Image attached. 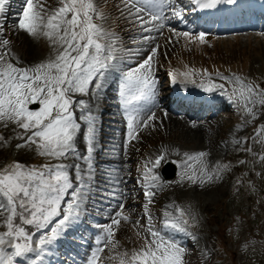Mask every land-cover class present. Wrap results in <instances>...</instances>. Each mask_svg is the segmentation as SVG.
<instances>
[{
  "label": "snow or ice",
  "instance_id": "obj_1",
  "mask_svg": "<svg viewBox=\"0 0 264 264\" xmlns=\"http://www.w3.org/2000/svg\"><path fill=\"white\" fill-rule=\"evenodd\" d=\"M196 2L202 8H212L220 0ZM8 3L9 0H0V16L4 15ZM123 3L128 14L139 22L140 30L145 33L160 31L166 26L169 19L165 15L166 10H170L175 17H182L183 12L174 0H123ZM105 19L106 14L95 0H60V6L47 16L43 14V6H37L34 0H26L18 27L33 37L47 38L54 46L55 55L34 66L20 67L18 61L14 64L10 59H5L7 52L0 53V121L14 123L23 130V134H18L16 138L24 143H18L16 147L35 145L40 156L57 161L73 157L86 165H74V178L68 170L70 166L62 162L35 167L15 161L0 169V210L7 213L3 225L6 230L0 231V264H19V258L30 253H35L39 259L79 220L86 206L92 182L96 178L93 154L97 127L90 102L76 99L77 96L98 98L110 71L115 69L121 72L119 103L127 119L129 140L136 138L142 127H148L156 119V113L151 108L154 107L157 93L153 58L157 55L158 45L137 67L124 71L116 56L119 37L96 22ZM175 34L186 39H197L201 43L205 39L203 32L197 37H192L189 32ZM152 39L154 37L151 35L143 36L144 41ZM8 44V40L2 41L3 46ZM197 74L192 69L168 73L173 83L178 77L182 81L195 83L192 77ZM202 75L210 76L207 70H202ZM216 75L233 85L231 92L225 89L224 84L205 85L202 82L199 86L209 92L221 89L230 102L242 108L244 115L255 121L260 111L264 110V87L236 74L224 76L217 72ZM30 105H38V108L33 110ZM77 108L80 110L78 117ZM254 131L253 140L264 145V123ZM81 135L86 154H82L77 146ZM3 140L0 136V141ZM244 142H247V138ZM233 143L239 144L241 141L234 139ZM246 151L251 152L252 149L247 148ZM166 152L167 149H164L144 166L146 202L143 207L148 221L143 244L131 251H117L119 242L115 240V232L122 222L130 219L124 212L125 205L119 203V210L111 218V223L105 225L102 234L97 236V248L88 264H100L101 253L105 249L112 253L108 259L118 264H188L185 259L188 250L154 226L148 207L155 195L152 189L161 186V178L153 170L165 160ZM205 155L204 152L185 153L184 176L189 181L195 183L199 180L203 184L205 180L219 179L223 168L227 167L218 165L209 173L203 159ZM260 160L264 162V155L260 156ZM109 195L115 197L116 193ZM120 196L123 198L124 193L121 192ZM175 212L176 215L164 212L163 227L191 235L188 232L189 218L184 209L176 207ZM136 223L139 225V221ZM24 225L34 227L36 231L44 230L43 234L34 241L33 234Z\"/></svg>",
  "mask_w": 264,
  "mask_h": 264
},
{
  "label": "rangeland",
  "instance_id": "obj_2",
  "mask_svg": "<svg viewBox=\"0 0 264 264\" xmlns=\"http://www.w3.org/2000/svg\"><path fill=\"white\" fill-rule=\"evenodd\" d=\"M99 3H103L105 4L106 0H97ZM111 3L113 2V0L110 1ZM120 0H117L115 1L114 3V8H117L118 6H120ZM95 3L97 4L96 0H95ZM174 3L175 5L179 6L180 8L183 9V12L185 13V10L184 8L188 9V6L185 5V3L181 2L180 0H174ZM41 4L37 5V6H40ZM243 7H240L239 9H237L234 13L236 12H239L240 14H242L240 11L241 10H248L249 13L251 14V16L255 17V11H256V8H255V5L253 3L250 4V2L248 4H244L242 5ZM250 7V8H248ZM253 7V8H252ZM244 8V9H243ZM127 12V11H126ZM248 13V14H249ZM125 14V13H124ZM128 14V12L126 13ZM17 13L15 12L14 13V19L16 20L17 22V19L18 17L16 16ZM21 15V14H20ZM132 17V16H131ZM130 19V18H129ZM19 21V20H18ZM18 23V22H17ZM14 24V25H13ZM11 25V27H14V31L16 32V25H15V22ZM128 24V19H125L124 22H121V25H120V28L117 29V36H120L123 38L124 36V32H125V26H127ZM19 28V27H18ZM256 28V27H255ZM21 30V29H20ZM254 30V29H253ZM256 32V31H255ZM17 33V32H16ZM251 33V34H249ZM11 34V33H10ZM9 34V35H10ZM239 34H241V37L240 35L238 36H235L233 37L232 39H229L231 38V36H229L227 39L225 40H217V41H214L213 43H211V41H208L210 39L206 38L207 39V43L205 46H199L197 49L195 48H191V49H188V48H183L184 51H190L188 53L192 54L194 51H204L206 53V56L205 54L203 56H198V55H190L189 57L194 61V62H197V63H200L202 65H207L213 61H218V62H226V63H229V65H234L235 63H237L238 61V58H240L239 62H240V65H243L244 63L242 62L243 60L245 61H248V68H250L248 71V76H249V79L253 82H257V83H262L264 81V32L263 31H259L254 33V32H249V31H243L240 32ZM256 34V35H254ZM7 35V34H6ZM7 36V40L9 41V43H11L14 47L12 48H17V51H22V56L24 57L23 53L25 52L29 57H27L25 60L27 61H30V64H27L24 63L27 67H30V66H34L35 64L37 63H41V62H44L46 61L47 59H49L50 57L54 56L55 55V50H54V46L51 44V42L47 39H46V45L43 47L41 46V48H38L37 50H35V48L33 47L32 45V40L31 42H25V36H26V31H23L21 30L20 33L16 34L17 36L15 37L14 33H12L10 36ZM14 35V37H12ZM245 36V37H243ZM136 36H133V39H135ZM19 39V40H18ZM124 39V38H123ZM126 40H129V39H126ZM177 42V43H176ZM221 43H222V46H221ZM176 45L177 48H180L181 46V43L180 41H177L176 39L172 40L171 42L169 43H164V44H161L159 46L158 49H165V51H157V53L160 55L161 57V60L162 61H165L166 59L168 60H173V59H169V57L172 55V52L171 51L173 48H172V45ZM22 46V47H21ZM26 46V47H25ZM18 47L21 48V50L18 49ZM146 47H149V45H147ZM233 47V48H232ZM37 48V47H36ZM45 48H48L47 51L48 54L46 55V57L43 58V51H46ZM153 47L149 48V50H151ZM231 48V49H230ZM25 49V51H24ZM8 49L2 47L0 48V53H3V52H7ZM142 55L138 56L135 60H134V63L132 66L128 67V68H134V67H137L138 64L140 62L143 61V59L147 58V56L149 55V53H147V51L144 53V51H141ZM20 54V53H19ZM232 54L233 57H230V55ZM237 54H239V57L237 58ZM215 55H217V59H213V58H216ZM33 56H34V60H33ZM22 58V57H21ZM160 60V58H159ZM159 62V64L163 63V62ZM15 64V63H14ZM19 65V63H18ZM248 68H246L244 66V69L243 71L241 72H245V70H247ZM239 70V68H237ZM226 71V70H225ZM118 72L117 75L120 76L121 75V72L120 71H116ZM31 108V107H30ZM35 110V109H33ZM241 112H242V117L245 118V115L241 109ZM80 114V111H76V115L77 117L79 116ZM109 118V123L108 125L112 126L113 124V121H116L117 119L112 115H109L108 116ZM167 118V115L165 116H160L158 117L157 119H155L154 122H150L149 123V126L148 127H142L139 131L143 134V137H146V138H137L138 141H140V143H136L134 145H132L129 149L126 150V156H131L134 154L135 151H138L139 148L141 147L140 145L144 142V141H147V138H149V140L151 139H157V137H159V135H170V136H173L174 137L176 136L177 137V134L179 133V130L178 129H181L182 131V136H186L187 140L189 141H192L194 142L193 144H196V147L194 148H200L201 147L199 146L202 142V139L203 137H201L200 135V131L198 129V125L195 126L194 124H190L186 121H184V123L186 124V126H190L195 129L194 132H192V130H189L186 129V128H182V125L181 127H177V128H174L172 125H169L171 132L173 131V133H171L167 127L168 125L167 124H164L165 123V120ZM175 119V117H174ZM163 120V124L159 125L160 122H162ZM264 120V110H262L260 112V114L258 115V118L254 121L255 122V125L257 126V123H262ZM230 121V122H228ZM219 122V121H218ZM249 123H252L251 119L248 118V124ZM9 124H12L11 122H4V121H0V129L4 128L5 126L9 125ZM190 124V125H189ZM235 124V121L233 119H230V120H227V121H223V124L222 125H218L216 127V129H213V131L215 132L214 133V136L212 137V140L211 143H213V145L217 144V141H219V139H222L225 137V135L227 133H229L230 129L233 127V125ZM120 125V124H119ZM123 127V125L120 127V128H117L115 130H110L111 133V136L117 134L118 132L121 131V128ZM203 128H205L206 126H202ZM258 127V126H257ZM162 128V129H161ZM200 129H202L201 127H199ZM107 131V130H106ZM190 132H192V134L190 135ZM107 134V132H106ZM145 134V135H144ZM248 133H243V135H246ZM179 135V134H178ZM151 137V138H150ZM176 138H172L173 140H175L176 142H179V140H177ZM169 139V137H168ZM196 139V140H195ZM207 138L205 137V140ZM78 141H79V138H78ZM118 140H115V142H117ZM196 141V142H195ZM188 142V141H187ZM207 143V142H206ZM16 143H13L12 145H15ZM82 144H83V138H82ZM81 143H79L77 146L79 148V146H82ZM11 145V146H12ZM113 147H117V144L114 143L112 145ZM35 149L33 150V153L30 152L29 155L30 156H34L35 154H38V151L36 150V147H34ZM199 149V150H200ZM5 151L4 152H1L2 155H4ZM120 155V152L119 154ZM44 157V156H42ZM47 159L50 160V164H55V163H59V162H62V163H65L66 165H69V172L71 170V166L73 167V165H71L72 163V160L71 158H66V159H63L61 161H57V160H54L52 158H48L46 157ZM123 159L125 161V157L123 155ZM28 166H35L34 164H29ZM129 167V162L128 164H126V167L125 168H128ZM102 166L100 164H98L97 166V172L100 173V170H101ZM111 168V164L109 162L106 163V166L104 168V172H107V174L103 177V180H106L104 181V184H108L110 187H109V190L111 192H113V190H111L110 188L113 189V185H110L109 184V178H110V172H109V169ZM130 170V167L128 168ZM261 175V174H260ZM259 175V176H260ZM120 178V177H119ZM120 186H117V189H119ZM101 188H102V184L99 183L97 184L95 190H92L91 192H95L96 190H98V193H101ZM176 192L179 196V198H185L187 201H189V204L194 206L195 209H200V211L202 212L204 207L205 206H214L216 205V202L221 198V195H223L225 193L226 190H223L222 186L220 187H215V188H211V189H207L203 192H201L200 194L199 193H196L193 198H189V197H186L185 193L183 192V190L180 189V187H176ZM106 191V189L104 190ZM207 192V193H206ZM206 193V194H205ZM106 196V195H105ZM92 198L94 196H91ZM107 197V196H106ZM117 199V198H116ZM100 200V199H99ZM109 204H111L112 202L108 201ZM260 202L259 199L257 198H254V203L258 204ZM92 205H93V209H88V217L86 218L88 224H90V227H92V229L94 230H90L92 231V237L94 238V241L96 242V239H97V236L101 235L102 231L100 232L99 231V228H98V223L96 222L95 218L92 217V215L94 214H97L101 219H104L106 217V215L103 213L107 207H105L104 209H101L100 211H98L95 207H94V203L92 202ZM254 209H259L258 211H260L261 208H259L258 206H253ZM4 212V211H3ZM232 213V212H231ZM200 214V212H199ZM7 215V213H6ZM112 214L109 213L107 214V217H111ZM6 219V216H4L3 219H1L0 217V222H2V225H1V231H4L6 230L3 225H4V221ZM256 220V216H252L251 217V221L254 222ZM203 219L200 221L201 225L204 226V221ZM93 225V226H91ZM95 225L97 226V228L95 227ZM99 225H102L104 226V224H99ZM90 227H88L85 231H84V234L90 229ZM229 228V227H228ZM263 230H264V226H263ZM43 231H40L38 232L37 234L34 235L33 239L34 241L38 240L40 235L43 234ZM96 233V234H95ZM87 235L85 236V239L86 241H89V238H87V236H89V232L86 233ZM205 233H203L202 235H204ZM122 237V235L120 236ZM233 237H234V241L235 243L233 242H227L226 246L227 248H237V249H241L243 251H245L248 255H253V252H257L259 253L260 251L263 252L264 251V242H254L253 241V237L251 234H249L248 232H244L243 230H240V231H236L234 234H233ZM116 241L119 240L118 237H116ZM75 242L77 241L76 239H73ZM81 243H86V242H81ZM126 243V242H125ZM203 247H206V242L204 241L203 243ZM73 247V246H72ZM191 254H187L185 259L186 261H194L192 263H195L196 261V252L195 250H192L190 251ZM205 253H209L208 255H204V261H203V264H209L210 261H214L216 259V256L213 255L211 252H208L206 251ZM240 252H238V255H239ZM93 253H91L92 255ZM51 255V258H53L54 260L53 261H57L56 257L54 258ZM82 256V255H81ZM80 256V259L78 261H81L82 264H88V261H89V256L86 255V254H83V256L81 257ZM77 260V259H76ZM216 262L218 264H221L223 263L222 261L220 260H217L216 259ZM44 264H45V261H44Z\"/></svg>",
  "mask_w": 264,
  "mask_h": 264
},
{
  "label": "bare ground",
  "instance_id": "obj_3",
  "mask_svg": "<svg viewBox=\"0 0 264 264\" xmlns=\"http://www.w3.org/2000/svg\"><path fill=\"white\" fill-rule=\"evenodd\" d=\"M251 4V3H250ZM248 8H250V7H248ZM253 8V7H252ZM244 9V8H243ZM128 12V9L127 8H125L124 9V12H125V15H128V16H130L129 14H126L127 12ZM256 12H259V13H263L264 12V9H262V8H260V7H258V6H256V11H255V16H256ZM15 13V12H14ZM235 14V16H239V15H241L239 12H236V13H234ZM232 15H233V13H232ZM14 14H11V13H8V11H6L5 13H4V15H2L1 16V21H5V19H7L8 20V22L12 25L14 22H15V25H16V32H17V34H18V32H20L21 30H20V28H18V23L16 22V20L14 19ZM254 16V15H253ZM131 17V16H130ZM109 23H111V22H109ZM14 25V24H13ZM248 29H251V28H249L248 27ZM259 33V32H258ZM25 42H31V39H29L28 37H27V35L25 36ZM19 40V39H18ZM26 47V46H25ZM24 51H25V49H24ZM23 55H24V58L26 59L27 57H29L25 52L23 53ZM244 64L243 65H240V62H238L237 64H235L234 66H233V68H239V70L240 71H243V69H244V66L246 67V68H248V66H249V64H248V61H245V60H243L242 61ZM169 68V66H166L165 68ZM232 68V69H233ZM236 107V106H235ZM242 112H241V115H238V116H234L233 118H235V117H237L236 119H235V122L237 123V124H240V123H242ZM239 120H241L240 122H239ZM167 122H168V124H170V125H172L174 128H177V127H181V125H182V128H186V129H188V131L189 130H192V132H194L195 131V129H193L192 127H191V125L190 126H186V124L183 122H181L178 118L176 119H174V118H171V119H169V120H167ZM187 122V121H186ZM192 132H190V135L192 134ZM196 140V139H195ZM196 142V141H195ZM200 146V145H199ZM196 147V146H195ZM200 148H198V150H199ZM104 181H106V180H104ZM111 190H112V188H110ZM54 260V259H53Z\"/></svg>",
  "mask_w": 264,
  "mask_h": 264
}]
</instances>
